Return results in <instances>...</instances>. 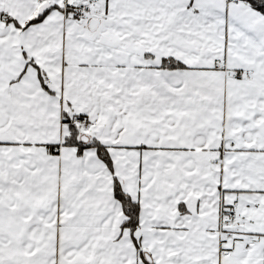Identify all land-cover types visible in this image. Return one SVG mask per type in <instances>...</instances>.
<instances>
[{"label":"snow or ice","instance_id":"obj_1","mask_svg":"<svg viewBox=\"0 0 264 264\" xmlns=\"http://www.w3.org/2000/svg\"><path fill=\"white\" fill-rule=\"evenodd\" d=\"M0 264H264V0H0Z\"/></svg>","mask_w":264,"mask_h":264}]
</instances>
